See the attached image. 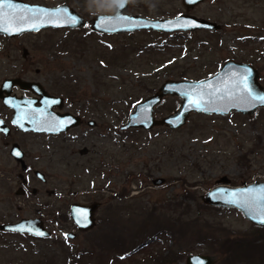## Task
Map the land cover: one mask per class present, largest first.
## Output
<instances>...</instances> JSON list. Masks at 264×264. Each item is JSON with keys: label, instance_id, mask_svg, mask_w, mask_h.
I'll list each match as a JSON object with an SVG mask.
<instances>
[{"label": "rangeland", "instance_id": "374dc122", "mask_svg": "<svg viewBox=\"0 0 264 264\" xmlns=\"http://www.w3.org/2000/svg\"><path fill=\"white\" fill-rule=\"evenodd\" d=\"M20 1L46 7L65 4L85 20L82 28L61 30L59 34L45 29L37 35L23 34L19 40L0 38V51L26 50L29 56L46 58L52 39H65L71 62L75 57L78 61L77 69L70 71L71 92L77 99L97 100L103 108L102 118L94 129L86 128L88 133L72 142V149L89 151L81 157L84 168L48 173L65 185L74 184V190L85 191V201L102 202L104 207L97 218H108L110 228L117 232L115 250L111 246L103 252L97 250L94 239L98 230L106 228L103 223L86 239H76L69 245L63 241L53 244L46 260L74 264L76 254L81 253V264H95V260L100 264H146L156 253L168 257L174 252L179 255L176 264H185L187 256L195 254L210 256L214 264H226L210 246L198 243L195 234L202 232L222 241L233 240L255 233L254 226L236 210H212L201 199L222 177L229 180L231 187L264 183V108L251 117L237 113L227 117L193 114L178 130L156 127L150 131L122 132L120 127L135 106L152 96L164 81H201L215 75L227 60L253 65L264 86V0H205L190 10H186L182 0H133L129 15L161 20L191 14L218 24L220 29L160 35L141 31L118 36L97 34L90 29L95 15L112 13L113 7L107 0ZM180 102L177 97L165 98L155 109V118L168 116ZM94 154L101 155L103 161ZM11 172L6 171L7 178ZM6 176L0 172V222L9 220L4 215L16 217L12 206L20 201L14 197L15 187L4 185ZM157 178H163L165 183L154 187L151 183ZM113 193L119 194L115 200ZM179 215L183 221L196 220L198 224L191 223L193 227L184 230L182 242L177 236L179 225L172 232L154 226L164 220L173 221ZM49 221L63 232L70 228L62 220ZM258 234L255 237L263 241L264 232ZM109 239L104 243H111ZM118 240L125 242L122 250ZM14 243L20 250L8 253L15 259L19 257V264L42 262L39 257L25 256L27 241ZM256 257L251 253L250 258H255L252 261L259 262Z\"/></svg>", "mask_w": 264, "mask_h": 264}, {"label": "flooded vegetation", "instance_id": "af4514ba", "mask_svg": "<svg viewBox=\"0 0 264 264\" xmlns=\"http://www.w3.org/2000/svg\"><path fill=\"white\" fill-rule=\"evenodd\" d=\"M47 30L53 34L57 32L59 34V31L64 29L49 28ZM40 32L29 34L37 35ZM23 36L8 38L0 34V38L7 40H19ZM52 40L54 41L50 43L51 50L47 51L46 58L29 56L30 53L26 50L0 51V172H4L6 176L7 170L12 171L9 177L6 176L4 179V185L15 187L14 197L20 200L12 206L16 217L4 215L9 220L0 224H12L23 219L36 220L47 233L45 237H35L29 234L0 231V257L4 258L0 264H19L21 259L19 257L15 259L11 253H8V250H20V247L14 243L16 240L28 242L26 257H39L42 260L39 264H53L54 259L46 260L51 254L49 251L53 244L63 241L69 245L76 242V239L83 237L86 239L93 231V229L87 232L77 230V226L70 220L72 207H84L93 203L99 204L94 215L96 223L94 229L98 228V224L103 223L106 227L103 230L100 228L101 230H98L100 233L95 235L97 250L103 252L106 246H111L110 249L113 250L117 248V232L114 228H110V220L97 218L98 211L104 207L102 202L85 201L88 197L85 191L74 190L72 188L74 184L65 185L63 180L54 178V175L48 173L55 170L70 171L84 168L85 163L81 157L88 155L89 151L86 148L72 149L71 145L83 134L88 133L86 128L94 129L97 122H101L103 110L102 105L96 102L97 100L75 98L76 94L71 92L70 71L77 69L78 61L75 57L71 62L70 51H65L64 38L58 37ZM53 48L55 49L52 50ZM27 73L32 76H28ZM44 98L53 99L51 100L53 106L49 107L47 112L42 110ZM31 109H38L52 117H73L76 125L66 131L53 134L24 132L13 123L18 119L27 118ZM94 155L98 156L99 161H103L101 155ZM102 164L103 162L100 165ZM112 195L115 197L114 200L118 198L117 194ZM15 218L16 220H13ZM53 219L66 222L70 228L63 232L58 226L53 227L49 221ZM105 230L108 233H105ZM111 231L112 242L104 243V240L110 238L106 234H110ZM43 243L46 247L39 249V245ZM136 251L138 248L131 251L130 255L135 254ZM3 252L4 255H1ZM169 255L173 257L169 259L170 264H176L179 255L174 252ZM81 257L83 254H76L74 264H81L78 261L82 259ZM164 257L167 256L162 255L161 252L156 253L152 258L149 257L146 264H156L155 260L160 262L164 260ZM95 261L100 264L97 260ZM22 264L27 263L23 261Z\"/></svg>", "mask_w": 264, "mask_h": 264}, {"label": "water", "instance_id": "95a60500", "mask_svg": "<svg viewBox=\"0 0 264 264\" xmlns=\"http://www.w3.org/2000/svg\"><path fill=\"white\" fill-rule=\"evenodd\" d=\"M107 1L113 7L112 14L94 16L90 29L96 33L117 35L148 30L160 34L220 29L216 23L191 15L162 20L128 16L126 12L132 0ZM203 1L182 0V4L189 10ZM8 2L9 0H0V34L8 38L49 28L80 29L85 24L83 17L65 4L46 7L10 0L13 7L9 8ZM32 88L34 89L33 86ZM168 97L181 99L178 108L168 116L156 119L154 109ZM51 100L53 99H43V111L47 112L48 108L53 106ZM260 108H264V86L260 84L258 71L251 64L227 60L215 75L207 79L164 81L152 96L143 99L135 106L120 129L150 131L156 127H164L178 130L186 125L188 118L193 114L205 115V117L212 115L227 117L231 113H237L251 117ZM27 116L13 123L24 132L53 134L66 131L76 125L73 117H52L38 109H31ZM164 182V179L158 178L151 184L161 186ZM201 203L220 210H236L247 222L264 230V183L243 185L241 188L231 187L229 180L222 177L215 187L204 194ZM97 207H99L98 203L72 207L70 220L77 226V230L87 232L95 227L94 215ZM0 231L29 234L35 237H45L47 234L38 221L26 219L12 224H0ZM214 263L210 256L200 254L190 255L186 259V264Z\"/></svg>", "mask_w": 264, "mask_h": 264}, {"label": "trees", "instance_id": "16d2710c", "mask_svg": "<svg viewBox=\"0 0 264 264\" xmlns=\"http://www.w3.org/2000/svg\"><path fill=\"white\" fill-rule=\"evenodd\" d=\"M261 55H262L261 58L263 59L264 54L261 53ZM118 195L119 194L117 193V196ZM121 195H123V193ZM211 209L218 210L220 212L222 210V209L220 210L219 208H212V207ZM152 211H155V210H152ZM182 217L183 216L179 215V218H175L173 221L172 219H168L167 221L164 220L162 223L154 224V226H157V227L159 226L162 228L164 227L166 229L165 230L166 232H172L175 229V227L179 225L177 226V233H178L177 236L180 239V242H182L183 239L181 240V238L186 236L184 235L185 234L184 230L198 225L196 220H194L193 222L183 221ZM191 223L194 224L192 227H191ZM254 229L257 235H254L255 233L246 234V235H243L242 237H238L239 239L234 238L233 240L231 238H224V240L222 241L219 238L213 237L212 235L210 236L202 232L201 233L199 232V234L196 233L195 235L199 237L197 238L198 243H203V244H207L208 246H210L211 250L214 253L218 254L221 257L222 261L225 262L226 264H264V260H263L264 240L260 241L261 237H255V236L260 235L258 233H263L264 230L261 228H257L255 226H254ZM214 233L215 232H210V234H214ZM118 242L122 243V248H120L122 250L125 245V242H122L120 240H118ZM251 253L252 254L255 253L257 256L256 258H258L260 261L259 262L252 261L253 259L255 260V258L253 259L250 258ZM169 257L170 256L164 257V260L160 262L158 260H155L156 264H170Z\"/></svg>", "mask_w": 264, "mask_h": 264}, {"label": "snow or ice", "instance_id": "6c2138e0", "mask_svg": "<svg viewBox=\"0 0 264 264\" xmlns=\"http://www.w3.org/2000/svg\"><path fill=\"white\" fill-rule=\"evenodd\" d=\"M7 6H8L9 8H12V7H13V5H12L11 2H10V0H9V2H8ZM5 30H7V29H5Z\"/></svg>", "mask_w": 264, "mask_h": 264}]
</instances>
